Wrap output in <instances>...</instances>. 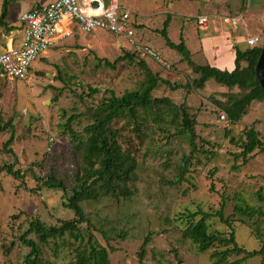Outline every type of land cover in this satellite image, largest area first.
Masks as SVG:
<instances>
[{"label":"rangeland","instance_id":"1","mask_svg":"<svg viewBox=\"0 0 264 264\" xmlns=\"http://www.w3.org/2000/svg\"><path fill=\"white\" fill-rule=\"evenodd\" d=\"M31 1L9 0L7 16L12 6L16 16L19 10L26 11ZM126 2L139 15L149 9H156L158 13L173 12L177 20L169 37L177 44L181 42V34L190 42L198 34L197 20L189 16L198 13V0H173L172 6L167 0ZM243 6L248 12L252 34L263 36L261 4L245 0ZM165 15L150 22L142 16L138 18L142 24L138 29L142 43L153 45L159 57L171 66L168 69L151 58L143 60L155 74L170 82V85L161 83L153 97H168L173 105L185 104L187 111L198 119L199 137L210 145L204 146L203 153L196 154L186 180L178 182L176 179L191 152L186 136L173 135L180 127V118L173 122V114L163 117L149 114L142 132L136 130L131 120L130 123L126 119L114 122L123 149L137 160L132 184H129L131 192L128 196L102 195L83 202L81 206L92 227L87 223L79 225L85 241L91 232L109 250L110 264H140L138 253L149 232L153 235L144 264H214L210 255L217 248L200 253L185 235V229L191 214L214 213L222 206L225 218H231L241 247L247 251L264 247V153L251 156L247 162L237 157L242 151L245 128L255 125L264 140V108L255 110L258 104L254 103L237 124L229 119L220 121V113H226L220 106L226 101L225 94L239 90L224 87L213 79L204 90L193 88L192 82L198 75L183 61L181 54L169 47L164 49L165 39L160 30ZM80 34L84 40L89 37ZM90 40L98 45L97 50L80 47L78 54L61 57L57 68L51 61H39L29 82L0 78V121L11 120L16 128L11 146L14 154L3 151L10 133H0V168L13 164L25 171L20 179L0 171V264L23 263L29 248L21 242V237L32 221L61 226L75 218L74 212L66 207L69 194L44 184L52 174L70 189L76 175L82 172L77 141L66 129L68 118L77 116L71 127L84 141L83 130L105 96L111 91L117 96L141 91L146 81L145 70L139 65L141 58L136 55L132 60L119 62L115 68L104 65V60L114 62L132 52L119 49L113 35L97 32ZM238 205L260 210L263 215L242 216L235 211ZM208 226L213 234L229 236L232 230L219 218H210ZM28 238L38 241L35 235ZM82 245V241L69 234L46 245L40 244L44 264H71ZM242 257L235 255L229 261ZM262 262L264 255L249 258L244 264Z\"/></svg>","mask_w":264,"mask_h":264},{"label":"trees","instance_id":"2","mask_svg":"<svg viewBox=\"0 0 264 264\" xmlns=\"http://www.w3.org/2000/svg\"><path fill=\"white\" fill-rule=\"evenodd\" d=\"M244 2L245 0H240V11H244L245 9L243 6ZM8 7L9 0H4L0 26L6 30L10 29L6 22ZM169 23L170 18L168 17L164 21L160 33L165 39V44L181 54L183 61L198 75V78L192 82L193 88L204 90L208 82L213 79L224 87L229 89L237 88L239 90V92L226 93V101L220 103L221 108L226 112L225 114L231 123H239L248 113L254 101H264V90L261 88L255 73V67L264 44L245 51L236 48L235 69L232 72L223 71L208 64L196 63L192 59L191 53L183 39H181L179 44L173 43L168 34ZM134 29H136L135 26ZM130 53H125L114 62H110L109 60L103 61L102 59L101 61L104 62L106 67L115 68L119 62L127 58L132 60L135 57L134 53ZM143 60L145 59L141 58V61H139L140 67L146 73V81L143 84L142 90L129 91L123 96H117L115 92L111 91L108 96H105L92 111V121L83 130L86 136L84 141L79 138L78 134L71 127V124L77 120V116L68 118L66 129L74 138V141H77V150L80 152V160L83 167L82 172L76 175L74 185L70 189H67L64 183L52 174L48 175L44 184L49 188L59 189L67 193V195L69 194V203L66 207L74 212L75 218L71 221L63 222L61 226H47L39 220L32 221L27 232L21 237V242L29 248V253L22 264H44L40 244L46 245L51 240L63 238L66 234L71 235L76 240L79 239L83 243L82 247L77 251L76 260L71 264H110L109 250L101 246L91 232L85 241L79 232V225L87 223L89 227H92L81 206L83 202L96 200L102 195L124 194L128 196L131 192L129 184H132L137 160L130 151L123 149L120 142V132L113 125L116 120L126 119L128 123L131 120L136 130L142 132L143 123L147 121L149 114L157 117L173 114V122H176L180 118V127L173 135L186 136L191 152L189 156H186L184 165L176 179L178 182L186 180L196 154L203 153L204 146L210 145L199 137L197 131L198 119L187 111L185 104H180L179 106L173 105L168 97H153L154 91L161 83L170 85V82L155 74L147 67V64ZM0 133H10L8 140L3 144V151L14 154L11 148L16 138L14 123L11 120L7 122L0 121ZM169 137L171 136H167V141H169ZM198 142L201 143L200 146ZM263 153L264 140L261 138V133L256 129L255 125L245 128L242 151L237 157H241L244 162H247L251 156L256 157L258 154ZM0 171H6L15 179H20L25 174V171L22 172L16 169L13 164L0 168ZM1 191L2 184L0 182ZM235 211L249 218L263 215L260 210L249 206L243 207L238 205ZM199 215H202V217L196 220V217ZM189 217L185 235L197 246V250L200 253L217 248L210 255L214 264H244L249 258L264 255V247L260 250L247 251L237 243L231 218H225L224 206L214 213L197 212L191 214ZM212 217L219 218L222 223L232 229L229 236L213 234L209 231L208 221ZM30 235H35L38 241L28 238ZM152 235V232H149L140 247L138 253L140 264H144ZM220 248L224 249L219 250ZM235 255H243V257L232 262L229 261V258ZM261 264H264V262Z\"/></svg>","mask_w":264,"mask_h":264},{"label":"crops","instance_id":"3","mask_svg":"<svg viewBox=\"0 0 264 264\" xmlns=\"http://www.w3.org/2000/svg\"><path fill=\"white\" fill-rule=\"evenodd\" d=\"M52 1L54 0H33L29 4V7L26 9V11L19 10L16 13L17 16L13 12V6H12L10 8L9 15L6 18V22L10 27V29L6 30L4 27L0 26V53H2L6 49L7 45L19 47L23 44L24 26L21 22V16L24 13L34 8L46 6ZM113 1L114 0H106V1L93 0L91 6H89V4L85 0H82V7L88 14H96V13L98 14V12H102L108 9ZM117 1L123 8H126L132 12L133 14L132 17L135 21L134 26L136 28L135 29L137 35L136 38L139 41L142 42L141 40L142 34L138 33V29L142 25L138 19L139 16L148 19V21L150 22L152 19L157 20L160 15L163 16L166 14L165 20L168 17L170 18V23L168 27V34L170 36L171 34L170 30L171 28H173L177 20L173 12L169 11V12L158 13L156 12V9L152 11H150L149 9L146 11V13H142L139 15L138 13L134 12L132 9H129V7H127L128 4L126 0L123 3L121 2V0H117ZM167 1L169 2L168 4L172 6L171 2H173V0L172 1L167 0ZM198 1H199L198 4L199 7L197 10L198 13L196 15L190 14L189 16L195 18L196 20L199 16H208L210 17V24L208 28L205 30H202L197 26L198 27L197 29L199 31L198 34H196L197 36L193 38L192 42L189 41L187 36L184 37L183 34H181L180 37V41L181 39L184 40L186 47L191 53L192 59L196 63L208 64L220 70L232 72L236 67V63H235L236 48L240 49L241 51H245L249 48H252L247 44V39L249 37H259L261 39V45L264 44V29L261 31L263 36L252 34L250 30V25L247 21V14H248V12H246L247 10L244 9V11H240V0H198ZM3 2L4 0H0V17L2 15ZM256 2L260 3L262 10H264V0H256ZM202 10L204 12H202ZM261 16H262V23L264 26V16L263 15ZM230 18H236L238 20L239 27L237 30H234L231 23L229 22ZM137 20L139 22H137ZM143 25L146 24L143 23ZM68 30L72 32V35L68 38L61 40L58 44L51 47L39 60H37L33 65L32 74L35 70L36 64L39 61H51L52 65L56 67L57 62L61 57H64L65 55L70 56L71 53L78 54V52L80 51L79 50L80 47H83L84 48L83 50H87V49L97 50L98 45L91 42L90 39L97 32H102V33L105 32L100 30L93 32L92 34L84 33L89 36L88 39L84 40L81 37L80 34L81 30L79 29L78 25L71 24L69 22H65L60 25L59 31L61 33L66 32ZM113 37L116 39V46L119 49H128L129 51L131 50L129 48L128 41L123 36L113 35ZM173 43L177 44L176 42ZM242 44H245V46L242 47ZM164 46H165L164 48L165 50L168 49L166 48L168 47L166 44ZM152 48L155 49L153 45ZM254 103L258 104L255 110L264 108V101L262 102L254 101L251 104V107Z\"/></svg>","mask_w":264,"mask_h":264},{"label":"built area","instance_id":"4","mask_svg":"<svg viewBox=\"0 0 264 264\" xmlns=\"http://www.w3.org/2000/svg\"><path fill=\"white\" fill-rule=\"evenodd\" d=\"M91 6L93 0H85ZM132 12L123 8L117 0L110 7L98 14H88L82 7V0H54L46 6L34 8L21 16L24 26L23 44L19 47L8 46L0 53V78L13 79L21 82L31 80L33 64L39 60L51 47L72 35L71 31L60 32L62 23L69 22L79 26L81 32L91 34L105 31L116 36H123L132 53L137 57L151 58L166 68H171L158 53L149 45L140 42L136 37ZM234 30L239 27L236 18H230ZM198 27L208 28L210 18L199 16ZM261 43L259 37H249L247 44L256 47ZM220 121H227L225 113H220Z\"/></svg>","mask_w":264,"mask_h":264},{"label":"water","instance_id":"5","mask_svg":"<svg viewBox=\"0 0 264 264\" xmlns=\"http://www.w3.org/2000/svg\"><path fill=\"white\" fill-rule=\"evenodd\" d=\"M255 73L261 88L264 90V48L262 49L257 61Z\"/></svg>","mask_w":264,"mask_h":264}]
</instances>
